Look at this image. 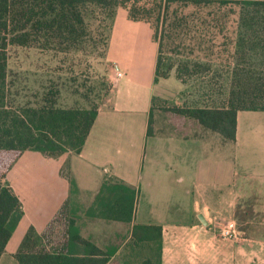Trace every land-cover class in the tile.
I'll use <instances>...</instances> for the list:
<instances>
[{
	"label": "trees",
	"instance_id": "1",
	"mask_svg": "<svg viewBox=\"0 0 264 264\" xmlns=\"http://www.w3.org/2000/svg\"><path fill=\"white\" fill-rule=\"evenodd\" d=\"M119 9L153 29L155 82L174 76L186 86L185 95H199L170 111L232 142L240 111L264 112V67L253 63L257 52L264 58V0H0V259L24 216L6 181L14 163L26 151L48 158L80 154L100 110L96 103L61 107L54 90L35 101L14 94L12 51L68 55L93 44L107 54L110 33L106 39L96 34L88 19L100 12L113 21ZM71 185L73 195V180ZM137 200L136 189L125 182H105L86 216L131 225ZM71 202L42 234L29 229L14 255L17 264H163L161 226L134 224L121 251L103 249L82 235Z\"/></svg>",
	"mask_w": 264,
	"mask_h": 264
},
{
	"label": "crops",
	"instance_id": "2",
	"mask_svg": "<svg viewBox=\"0 0 264 264\" xmlns=\"http://www.w3.org/2000/svg\"><path fill=\"white\" fill-rule=\"evenodd\" d=\"M106 60L115 64L108 52ZM156 61L148 81L112 78V98L80 154L48 158L26 151L14 163L6 181L24 211L16 231L29 211L35 218L27 228L42 234L73 199L82 235L103 249L121 251L134 224H155L163 228V264H264V112L240 111L232 142L194 119L154 110L183 106L187 89L174 76L156 83ZM115 180L138 193L131 225L86 216L103 184ZM20 190L27 191L29 210ZM230 221L242 239L223 244L209 228ZM12 238L0 264L15 259L21 244L8 252Z\"/></svg>",
	"mask_w": 264,
	"mask_h": 264
},
{
	"label": "rangeland",
	"instance_id": "3",
	"mask_svg": "<svg viewBox=\"0 0 264 264\" xmlns=\"http://www.w3.org/2000/svg\"><path fill=\"white\" fill-rule=\"evenodd\" d=\"M95 18L88 21L96 34L102 33L104 38H107L110 33L107 52L108 58L115 64L106 60V51L103 47H95L93 44L87 46L84 51L68 55L41 53L36 49H14L10 61V69L14 72L10 84L12 92L27 97L25 100L35 101L38 95L41 97L44 92L54 90L59 92L57 104L61 107H83L96 103L102 108L108 105V100L113 95L112 78L116 76L114 68L125 72V77L128 75L131 80L135 78L142 81L150 80L158 53L151 25L129 20L124 9L117 11L113 21L102 16L100 12H96ZM253 63L258 67H264V58L259 52L255 53ZM58 67L59 70H63L62 73L53 71ZM185 96L189 105L199 99L198 94L192 97ZM174 105V103L154 105V110L160 107L164 113H169ZM20 192L29 210L27 191ZM69 207L81 217L73 199ZM34 218L35 215L28 211L27 219L13 235L8 252H15L18 249L29 231L28 224ZM102 229L103 232L110 234L115 231ZM220 230L218 227L217 233L211 232L216 240H222L223 244L237 243L224 239L220 235ZM58 237L61 236L57 235L54 239ZM117 260H120L119 257ZM11 262L17 264L15 259L7 257L5 264Z\"/></svg>",
	"mask_w": 264,
	"mask_h": 264
},
{
	"label": "built area",
	"instance_id": "4",
	"mask_svg": "<svg viewBox=\"0 0 264 264\" xmlns=\"http://www.w3.org/2000/svg\"><path fill=\"white\" fill-rule=\"evenodd\" d=\"M114 70H115V74H116V77L118 80L125 77V74L122 71H120L119 69L114 68ZM218 227L219 226L212 225L209 229L213 233H217ZM220 232H221L220 235L224 239H226L230 242H238L242 239V233L239 230V228L237 227L236 222H234V221H230L227 224H225L223 227H221Z\"/></svg>",
	"mask_w": 264,
	"mask_h": 264
},
{
	"label": "water",
	"instance_id": "5",
	"mask_svg": "<svg viewBox=\"0 0 264 264\" xmlns=\"http://www.w3.org/2000/svg\"><path fill=\"white\" fill-rule=\"evenodd\" d=\"M204 222V221H203Z\"/></svg>",
	"mask_w": 264,
	"mask_h": 264
}]
</instances>
